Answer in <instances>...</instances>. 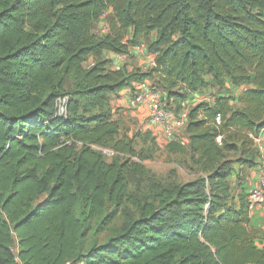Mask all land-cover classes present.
<instances>
[{"label": "trees", "instance_id": "obj_1", "mask_svg": "<svg viewBox=\"0 0 264 264\" xmlns=\"http://www.w3.org/2000/svg\"><path fill=\"white\" fill-rule=\"evenodd\" d=\"M141 42L154 55L146 70L110 69L102 56ZM145 81L175 112L208 86L244 87L189 108L195 174L155 184L151 201L128 192L124 170L146 168L107 104ZM263 130L264 0H0V264H264L244 187L260 156L248 132ZM118 213L114 245L84 250L91 221Z\"/></svg>", "mask_w": 264, "mask_h": 264}, {"label": "crops", "instance_id": "obj_2", "mask_svg": "<svg viewBox=\"0 0 264 264\" xmlns=\"http://www.w3.org/2000/svg\"><path fill=\"white\" fill-rule=\"evenodd\" d=\"M106 15L111 16V10L105 11ZM102 19V16L100 17ZM98 20V22L100 21ZM154 37V33H152ZM142 49L146 50L144 43L139 44ZM135 55V53H134ZM133 55V56H134ZM103 58L110 60L113 64L121 62L124 59V55H117L108 51H104L102 54ZM135 57H137L135 55ZM150 58V57H149ZM143 57L138 56L136 59L138 66L144 61ZM152 60V55L151 58ZM150 60V64L152 61ZM87 66L91 65L92 58H88L86 61ZM129 64H131L129 62ZM129 69L131 67L128 66ZM153 83L145 81L142 84L134 85V88H123L115 96H110L108 98L107 104L111 113L113 120L117 121L119 126L118 137L121 138L126 136L132 139V144L134 146V140L140 137L142 145H153L152 154L170 160L171 165L175 166L177 170H186L185 168L190 167L189 158L190 154L188 152V139L186 135V123H187V113L191 106L198 102L206 101L210 104L213 103L214 98L217 95H233L238 97L244 87H235L226 85V89H218L215 86H208L207 88L200 89L193 92L188 96V98L183 103V107L180 111L175 112L170 110L169 118V131L164 128L159 122L151 121L149 119L150 114V104L147 99L138 101L136 97L141 91H148L152 87ZM261 135V144L263 145L259 157L257 158V165L249 171V177L244 185L245 192H249L251 189L256 188L260 177L264 175V134ZM160 157V156H159ZM170 165V166H171ZM195 167V164H194ZM172 168V167H170ZM193 174L194 171H193ZM191 179V178H190ZM184 180L185 181H188ZM250 226L256 230H264V205H257L249 212ZM256 247L264 249V238L256 237L254 240Z\"/></svg>", "mask_w": 264, "mask_h": 264}, {"label": "rangeland", "instance_id": "obj_3", "mask_svg": "<svg viewBox=\"0 0 264 264\" xmlns=\"http://www.w3.org/2000/svg\"><path fill=\"white\" fill-rule=\"evenodd\" d=\"M110 15H106V12L103 13L102 19H100L99 22L94 23V32L97 34H103L107 31L108 25L107 21L110 18ZM145 45V44H144ZM137 57H135V55ZM134 55V56H133ZM152 55V60L150 59ZM123 56V55H121ZM138 56L143 57V63L138 66L137 58ZM150 57V58H149ZM122 61L117 62L116 64H113L111 61L109 63L110 69H117L123 65H126L127 67H137L141 70H146L153 66L154 62V55L149 53L148 50L142 49V47L135 46L130 49L129 55H124ZM150 60L152 61V64H150ZM129 62L131 64H129ZM84 66H87L86 62L83 63ZM153 90V89H149ZM172 109V108H170ZM173 110V109H172ZM150 145H142L140 137L136 138L134 140V148L140 152V158L141 160L137 159L138 161L142 162L144 164V167L146 168L145 174H135L131 173L129 169L124 170V175L127 181V187L128 192L130 195H136L138 199L140 200H148L151 201L153 199V196L155 194V190L152 189V187L155 184H159L163 187H171L174 184H177L179 182H183L184 180L190 179L194 176L193 169H194V162L191 158H189V165L191 168H185L186 170H177V168H174L175 166L171 165V161L167 160L162 157V154L159 156H156L155 154H151L152 150L150 149ZM230 158H234V155H229ZM125 157H117V158H106V161L112 162H123L125 161ZM136 160L135 158H133ZM171 165V166H170ZM236 166V164H233ZM172 167V168H170ZM230 183L233 185V188L235 186V178H230ZM126 208H129L130 211L134 212V215H137V211L135 208L126 203L124 204ZM124 217L121 213H118L116 217L113 219L112 222H110L108 225L103 227H98L99 223L97 219H94L91 221L90 229L86 233L85 239H84V250H86L90 245H105L108 243L111 244L110 246H113L114 244L110 241V238H112L117 232H120L122 229ZM84 264V263H83Z\"/></svg>", "mask_w": 264, "mask_h": 264}, {"label": "built area", "instance_id": "obj_4", "mask_svg": "<svg viewBox=\"0 0 264 264\" xmlns=\"http://www.w3.org/2000/svg\"><path fill=\"white\" fill-rule=\"evenodd\" d=\"M154 64V62H153ZM138 101L147 99L150 104V114L149 119L151 121L159 122L166 130L169 131L170 125L168 123L169 118L171 116L170 110H168L164 104L161 97V93L158 90H148V91H141L138 96L136 97ZM67 102V97H59L56 100V113L62 115L64 113V106ZM216 124L220 123V117L217 116L215 119ZM264 134V130L261 131L259 134H254L253 132H248V137L253 141L254 146L256 147L257 151L260 153L263 145L261 144V135ZM217 142H220V136L216 138ZM105 158H112L117 155L112 149L109 148H99L96 147ZM129 157L128 155H125ZM135 158V157H133ZM136 159V158H135ZM137 160V159H136ZM257 205H264V175L260 177L259 183L256 188L251 189L247 193V206L249 212Z\"/></svg>", "mask_w": 264, "mask_h": 264}]
</instances>
